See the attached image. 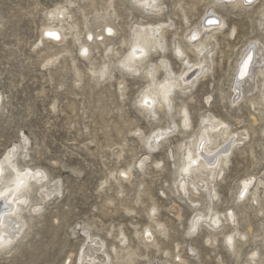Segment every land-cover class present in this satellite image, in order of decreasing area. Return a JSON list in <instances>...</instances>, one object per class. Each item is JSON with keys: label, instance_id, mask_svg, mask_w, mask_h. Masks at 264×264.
<instances>
[{"label": "rangeland", "instance_id": "obj_1", "mask_svg": "<svg viewBox=\"0 0 264 264\" xmlns=\"http://www.w3.org/2000/svg\"><path fill=\"white\" fill-rule=\"evenodd\" d=\"M160 5L157 15L135 0H0V163L15 152L19 169L43 174L18 213L22 233L0 248V264H88L93 245L101 247L94 264H264V185L239 199L244 181L264 180V76L247 100L232 104L242 57L264 49V0L245 9L227 0ZM207 13L224 25L210 73L191 90H176L171 110L157 108L152 117L144 93L166 78L163 61L180 80L177 47L198 60L188 37ZM158 24L166 25L165 49L145 65L158 67L154 78L128 72L134 28ZM209 115L248 135L214 181L213 199L200 185L182 188L186 147ZM199 215L206 218L191 232ZM214 215L223 227L209 224Z\"/></svg>", "mask_w": 264, "mask_h": 264}, {"label": "bare ground", "instance_id": "obj_2", "mask_svg": "<svg viewBox=\"0 0 264 264\" xmlns=\"http://www.w3.org/2000/svg\"><path fill=\"white\" fill-rule=\"evenodd\" d=\"M253 1L254 0H252V3L250 4H246L244 3V0H227V3H229L234 8L245 9L244 6H252L258 0H256L254 3ZM135 2L144 7L149 13L151 12L159 15L162 12L161 7L163 6H161L162 4L160 5V0H135ZM213 19L219 20L223 23V19L220 16L216 15L215 13H207L206 18L203 21L202 28H195L194 33L189 34L188 52L197 55L198 60L195 62L191 61L187 52L182 51L184 70L179 76L180 80H177L170 63L168 61L162 62L165 67V72L167 75L166 78L163 79L164 81L158 85L160 87L159 89L148 88V90L144 93V97H147L150 102L153 98L155 99V103L151 108L145 107L152 117L156 115L157 108L163 110L165 107H168L171 110L172 96L175 94L176 90H180L182 93H185L187 90H191V88L195 87L196 84H198L200 81H204L207 75L210 73L211 65L213 63V52L215 49V45L218 44L217 39L224 34V28L222 29L217 27V25L214 23H209V21ZM165 26V24H158L157 26L137 25L134 28V42L131 46L128 59L123 63V66L127 71L129 68L133 69V71L128 72L134 73L136 75H148L152 79L154 78V74L158 67L152 63L147 66L145 65L149 62V56L153 52L158 54L159 51H164V37L166 33V29L164 28ZM261 26L264 29V23H262ZM234 32L235 29H233V34ZM193 34L197 36V39L195 41L191 39V36ZM261 48L258 46H254L247 50V54H244L245 56L242 57V61L237 71L236 85L234 86V94L236 95V97L232 101V104L236 105V103L238 104L240 101L247 100L248 98L246 97H250V94H252L253 92L251 83L256 80V77L264 76V49L262 50ZM133 49H136L135 55H133ZM141 49H143L147 54L146 56H140ZM249 56H251V60L248 63V67L245 71L244 63ZM161 86H163V88ZM163 89L170 90V95L167 97L168 102H165V97L162 95ZM140 102L142 103V100ZM185 112L187 113V118L189 121L188 127L184 126ZM182 113V116L184 117L183 127L188 130L190 127L189 112L187 111V109H183ZM174 126L176 127V125ZM171 132V128L169 129V131H161L155 135L153 141L155 142L157 140L156 142H158L160 139L168 136ZM247 138V133H243L241 135L231 133L229 125H227L226 122L217 119L215 116L209 115L205 117L201 124V129L199 135L197 136V139L194 142L190 143L188 147H186L182 170L184 167H187V158L190 154L198 155L199 160L198 165L190 169L189 172L185 173L183 171V173L185 174V176L183 175L182 179L183 190L187 191V186L189 185L193 186V188H195L196 185H200L203 190L207 191L211 199L215 198L217 196V193L212 187L214 181L224 173L223 165H227V163L229 162L232 150L243 144L244 141L247 140ZM201 145H203V147H201ZM14 153H11L12 158L15 157ZM1 163L7 166L6 160H4L3 162L1 161ZM12 163L14 167L18 168L13 159ZM193 181H196L197 183L194 184ZM42 182L43 174L42 177L37 181H30L29 187L31 189L34 183L41 184ZM263 185L264 180L260 179L256 181L251 178V181H244L240 194L244 191L245 186H247L248 191L244 195L245 199H247L250 194H253L255 196L258 193L259 187ZM44 187L47 188L49 186L46 185ZM253 189H255V191L252 193ZM48 193L53 194L54 191L50 190L48 191ZM244 197L241 198L240 195L239 199H244ZM23 209L24 207H22L20 204L12 202L11 198H9L8 200L0 199V248L13 244L16 238L19 237V235L22 233V222L18 217V213ZM16 218L19 221H16ZM205 218V216L199 215V218L197 220L195 219L194 222L196 227L198 224H200L199 222ZM222 222L223 221L220 216L217 215L211 216L209 218V224H212L216 228L223 227ZM231 238L234 242L235 236H232ZM100 248V245H93L90 247V253L86 254V260L88 261V264H94L98 261V257H96V255L97 251ZM254 256H256V254H254Z\"/></svg>", "mask_w": 264, "mask_h": 264}, {"label": "snow or ice", "instance_id": "obj_3", "mask_svg": "<svg viewBox=\"0 0 264 264\" xmlns=\"http://www.w3.org/2000/svg\"><path fill=\"white\" fill-rule=\"evenodd\" d=\"M244 3L246 4H250L252 3V0H244ZM209 23H214L217 25V27L219 28H223L224 25L222 22H220L219 20L213 19L211 21H209ZM107 32L108 34L111 36L112 35V29L109 27L107 28ZM44 35L46 37H48L51 40H55V41H60L61 40V35L57 32V31H53V30H46L44 32ZM89 40H92L93 37L91 35L88 36ZM102 39V37H101ZM192 40H196L197 36L195 34H193L191 36ZM136 49H133V55H135ZM82 55H87L88 54V49L84 48L82 50ZM175 54L177 57H180L181 59H183V53L181 52V50L179 48L175 49ZM147 54L144 52L143 49L140 50V56H146ZM251 60V56L248 57V59L245 61L244 63V70L246 71L247 67H248V63ZM128 71H133L132 68H129ZM243 74V73H242ZM182 79V77H181ZM163 88V86H161ZM162 95L165 97V102L167 101V97L170 95V90L168 89H163L162 91ZM155 103V99L153 98L152 101L150 102V100L147 97H144L142 99V106L144 107H148L151 108L153 106V104ZM184 126L188 127L189 121L187 118V113H184ZM201 147H203V145H201ZM15 149L12 150V152H14ZM12 155L11 153L9 154V156L5 157V160L7 161V166H5L4 164L0 163V199H5L8 200L9 198H11L12 202H16L18 204H20L22 207L24 205L27 204V194L31 191L30 187H29V182L30 181H37L39 178L42 177V173L40 172H35L33 173L30 169H19L13 166L12 163ZM198 160H199V156L198 155H192L190 154L187 158V167L183 168V171L185 173L189 172L190 169H192L194 166L198 165ZM157 167H159V165H157ZM121 176H124L125 178H127V173L125 172H121L120 173ZM248 189L247 186H245L244 191L241 192V198L244 197V195L247 193ZM37 209H34V211H36ZM152 214L155 215L156 214V209L153 208L152 210ZM227 215L231 216V213H227ZM215 222V221H213ZM196 231V225L194 223L191 232H195ZM146 236H151L150 232H145ZM227 243L231 246L232 244V238L229 237Z\"/></svg>", "mask_w": 264, "mask_h": 264}]
</instances>
